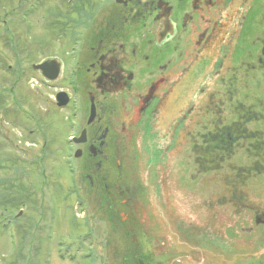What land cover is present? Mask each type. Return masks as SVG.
Wrapping results in <instances>:
<instances>
[{
	"label": "water",
	"instance_id": "95a60500",
	"mask_svg": "<svg viewBox=\"0 0 264 264\" xmlns=\"http://www.w3.org/2000/svg\"><path fill=\"white\" fill-rule=\"evenodd\" d=\"M168 9L160 3L155 17L160 39L173 32ZM221 34L210 31L169 80L161 64L145 82L98 35L81 64L75 155L88 196L99 189L115 264H264V62L259 75L257 57L235 60L246 47L231 52L230 112L226 95L210 107L194 97L225 66Z\"/></svg>",
	"mask_w": 264,
	"mask_h": 264
},
{
	"label": "rangeland",
	"instance_id": "374dc122",
	"mask_svg": "<svg viewBox=\"0 0 264 264\" xmlns=\"http://www.w3.org/2000/svg\"><path fill=\"white\" fill-rule=\"evenodd\" d=\"M76 1L89 10L108 2ZM71 3L0 0V264L114 263L111 241H105L109 229L91 204L99 189L88 196L86 182L75 175L73 100L57 107L50 98L54 88L39 86L29 65L50 51L59 54L61 38L55 37L63 16L76 19ZM11 35L15 44L8 51ZM20 46L29 50L25 56ZM66 84L59 79L55 88ZM8 85L13 90L1 89Z\"/></svg>",
	"mask_w": 264,
	"mask_h": 264
},
{
	"label": "flooded vegetation",
	"instance_id": "af4514ba",
	"mask_svg": "<svg viewBox=\"0 0 264 264\" xmlns=\"http://www.w3.org/2000/svg\"><path fill=\"white\" fill-rule=\"evenodd\" d=\"M107 1L103 6L98 4L90 10L91 13H88L89 9L84 8L83 4H77V10L74 12L76 19L74 15L69 16L67 13L63 16L65 22L61 21L63 28L59 27L56 31L55 39L61 38L59 40L61 56H59L60 52L57 54V51H50L49 54L36 60L40 61L45 57L53 56V63L44 68L48 75L53 74L54 64H60L58 74L53 79H44L39 70H35V75L39 86L47 89L54 88L53 94L60 89L66 92L68 102L65 103V106L74 96L75 74L79 82V74L83 72L81 64L95 50V45H90V41L95 35L106 41L107 45L104 49L108 48L107 55L109 57L114 56L115 60L128 63L126 66L135 69L140 78L146 74L144 81L149 82L157 74L161 64L165 71L164 79L169 80L172 76L174 77L176 74L173 73L174 67L185 61L188 55L193 56L199 53L203 47V45L199 47L200 42L204 44L210 31L222 33L220 39L226 49L224 51L226 58L221 56L219 62L225 66L222 71L218 69L213 75L208 76L202 83L200 91L197 90L194 93V97L199 96V102L204 103L203 105L206 107H210L209 104L213 101L211 96L226 95L227 111L230 112L232 96L229 90L234 85V77L230 70L233 69L232 65H235V60L241 64L245 56H249L252 60L257 57L258 70L261 71L259 75L262 74L264 0ZM160 3L169 6L167 14L173 23L172 34L164 39H160V34L157 33L160 25L155 19ZM65 23L67 24L65 25ZM90 34L92 35L90 36ZM197 36H201L200 41ZM73 44H76V50L72 47ZM234 45L235 49H233ZM241 46L246 47L245 53L240 59L234 60L230 57L231 52L236 53ZM44 47L52 48L48 43ZM22 48H24L25 56L29 50H25V46H20V49ZM7 49H9V43H7ZM20 71L23 70L20 69ZM59 79L67 82V87L55 88V83ZM78 89H80V83L77 84ZM259 89L262 90V85ZM65 96L63 94L62 97ZM77 98L76 106L79 107V110L80 108L83 110L84 101L80 91ZM20 111L24 110L20 109ZM82 125L80 127H83ZM70 142L73 146L72 151L75 148L79 149V154L84 151L83 142Z\"/></svg>",
	"mask_w": 264,
	"mask_h": 264
}]
</instances>
